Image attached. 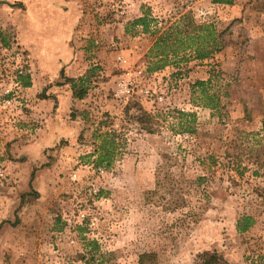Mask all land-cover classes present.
Listing matches in <instances>:
<instances>
[{"label":"rangeland","instance_id":"rangeland-1","mask_svg":"<svg viewBox=\"0 0 264 264\" xmlns=\"http://www.w3.org/2000/svg\"><path fill=\"white\" fill-rule=\"evenodd\" d=\"M28 1L0 0V264H84L86 254L89 264H138L141 252L194 264L205 250L226 264H264V0H59L47 14ZM145 12L149 31L129 23ZM182 15L210 24L220 49L197 60L186 48L149 71L161 30L178 21L180 38L196 32ZM44 18L62 30L57 53L80 50L88 66L82 97L92 101L78 111L76 142L40 133L34 101L48 86L37 85L28 40ZM43 66L49 86L63 85L62 70L54 80L52 63ZM32 79L37 89H23ZM138 107L152 115L151 132ZM105 131L118 147L95 168L89 154ZM242 216L253 221L239 232Z\"/></svg>","mask_w":264,"mask_h":264},{"label":"trees","instance_id":"trees-1","mask_svg":"<svg viewBox=\"0 0 264 264\" xmlns=\"http://www.w3.org/2000/svg\"><path fill=\"white\" fill-rule=\"evenodd\" d=\"M213 3H222V4H231L232 0H212ZM179 19L187 20V26H190L192 30H196V32H188L184 34L183 37L178 36V30L177 28V22L174 21L175 25H173V22L165 29L161 30V32L156 36L154 39L150 49H149V55L151 54L155 59L154 62H151L152 64L147 68L150 70H155L162 68L167 63V56L168 54L174 56L179 51H182L186 48H189L192 51L193 58L197 60H203L206 58H209L212 53L218 51L222 45V43L216 39L215 32L210 24H203V25H195L190 20V17L188 15H182L179 17ZM152 21V18L149 16V14L141 13L140 16H137L136 18L132 19L131 22H129L131 25H137L140 26L141 31H149L148 30V24ZM158 28H154L151 32H156ZM199 31L204 32V34H199ZM93 69V67L90 68V71ZM87 72L88 69L85 71V73L82 76H79L75 79L73 78H66L65 81L69 82L70 89L72 92V96L76 98H81L85 93V83L87 81ZM21 79V78H20ZM21 83L23 86L29 85L27 80H21ZM206 84V81L198 80L195 82V86H198L200 89V92L204 93V95L207 96L208 100L205 102V106L212 108L213 105L211 104V99L214 97L212 94H206L204 86ZM139 109V116L137 119L141 122L142 127L147 132H151V126L148 122V119L152 118V115L146 113L144 110H142L140 107ZM178 113L180 115H187L192 116V114L183 113L182 111L178 110ZM144 123V124H143ZM182 131L190 132L192 131L190 128L183 127ZM260 131L264 134V118L261 120V126ZM97 142L94 146V149L92 151L91 156H93V159L91 160V163L93 167H103L106 168L110 165L112 160L114 159V153L116 152V149L118 147V142L115 140L114 132L105 131V132H99L96 135ZM252 218L249 216H242L237 221L235 227L239 232L244 231L247 227H249L252 224ZM88 245L92 244L94 242H87ZM85 257L84 255H81L80 258L84 261V264H89V259L91 256ZM154 257L153 252H141L138 254L137 262L138 264H155V261L152 259ZM148 260V262H146ZM97 264H102L101 261H97ZM194 264H226V261L217 254L215 251H202L200 253H197L195 255Z\"/></svg>","mask_w":264,"mask_h":264},{"label":"crops","instance_id":"crops-1","mask_svg":"<svg viewBox=\"0 0 264 264\" xmlns=\"http://www.w3.org/2000/svg\"><path fill=\"white\" fill-rule=\"evenodd\" d=\"M9 1H11L10 4H12L14 0ZM45 2L48 6L51 7H48L47 5L36 7L37 4L33 3L32 0L28 1L27 3L28 8L34 6L35 12H37L38 9L47 14V12L55 11L56 8L54 6L59 2V0H45ZM73 9L71 7L68 9V13H70V16L74 15ZM43 20L44 28L42 30H34V40H28L29 42L31 41L30 43L28 42L30 45H35L36 47V62L38 64V67H40V70L39 72H37V74H35V79L36 82H38V80H41V83H38L37 85L40 84L41 86H48L47 91L45 92L46 95H48L47 99H36L35 101L37 102L34 101V107H42L43 113H40V117L45 119V121L42 122L40 133H42L45 140H48L50 142H55L60 139L67 140L68 142H76L79 141V138L81 137V134L84 130V123L80 119L78 111L87 109L92 99L89 97V94H86V96L81 98L73 97L69 83L62 81L61 79L59 80L62 81L63 85L58 87L55 85L49 86L47 80L48 71H46L47 67L43 66V64L52 63V67L54 69V80H58L57 77H59L60 70L63 71V74L66 78L75 79L79 76H82L88 66H86V63H84V61H82V54L80 53V50L75 49L74 51L69 49L66 50L67 52L64 54L63 52L57 53V50H59L58 48H60L58 44L60 43L59 39L62 36V30L59 31L58 29H52L49 27L52 19L44 18ZM67 28L68 31L71 30H69L68 26ZM29 31L31 32V30ZM24 36H26V34L23 35V37ZM28 36L30 37V35ZM31 53L32 55L34 54V52L32 51ZM36 82L33 83L32 79L31 85L28 87H23V89L36 90ZM71 107H73V116L68 115L70 109H72Z\"/></svg>","mask_w":264,"mask_h":264},{"label":"built area","instance_id":"built-area-1","mask_svg":"<svg viewBox=\"0 0 264 264\" xmlns=\"http://www.w3.org/2000/svg\"><path fill=\"white\" fill-rule=\"evenodd\" d=\"M0 175H1V173H0Z\"/></svg>","mask_w":264,"mask_h":264}]
</instances>
